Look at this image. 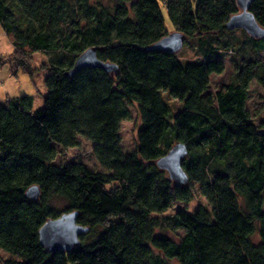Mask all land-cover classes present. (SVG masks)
<instances>
[{"label": "trees", "instance_id": "obj_1", "mask_svg": "<svg viewBox=\"0 0 264 264\" xmlns=\"http://www.w3.org/2000/svg\"><path fill=\"white\" fill-rule=\"evenodd\" d=\"M163 7L198 60L148 48L168 33ZM247 10L264 28V0ZM238 12L236 0H0L12 69L30 79L48 69L40 108L32 112L28 95L0 102V249L10 256L4 264H264V123L252 122L245 108L252 81L264 90V62L255 55L264 39L226 29ZM244 45L253 56L234 63L222 91L207 94L209 76L225 68L224 51L244 52ZM88 48L115 69L71 73ZM35 52L49 61L30 64ZM167 95L179 103L176 112ZM133 105L136 145L125 153L119 126ZM79 138L92 143L103 171L75 160L51 163ZM180 143L182 184L156 166ZM29 186L39 187L37 199L25 197ZM195 192L209 208L166 213ZM53 198L64 200L60 210ZM71 211L87 232L68 251L47 250L39 228Z\"/></svg>", "mask_w": 264, "mask_h": 264}, {"label": "rangeland", "instance_id": "obj_2", "mask_svg": "<svg viewBox=\"0 0 264 264\" xmlns=\"http://www.w3.org/2000/svg\"><path fill=\"white\" fill-rule=\"evenodd\" d=\"M114 0H101V2L106 6H112ZM161 14H163V24L166 30L172 32V26L169 23L167 14H165L164 7L160 8ZM240 29H236L235 32L239 33ZM181 45V48L176 51L175 54L179 56L183 61H194L198 60L195 53V46L192 43H187ZM242 50L236 51L233 48H228L224 51V70L221 74H211L209 76V84L206 93L209 95H214L218 91H222L223 87L233 80V74L235 71L234 63L240 62L243 58L252 57L253 53L249 50L248 46L244 45ZM12 45L9 42L5 32H3L0 25V102H5L6 100H11L13 97H19L22 95H28L32 98L31 110L34 112L37 108H40L43 104L44 96L47 92V86H45V77L48 74V69L43 68L34 72L32 79L23 71L21 68L14 71L11 65L8 63V58L11 56ZM256 57L262 62H264V50L257 52ZM49 61V54L35 52L32 55V60L30 64L34 66H40L42 63H47ZM13 72V73H12ZM166 103L170 104L171 111L176 112L179 109V103L176 102L172 97L167 95L165 97ZM245 108L249 111V115L252 122L255 124L264 123V90L258 86L257 83L252 81L248 86V93L246 97ZM129 119L123 120L120 123L119 138L121 139V148L125 153L133 151L136 145L135 133L139 125V117L137 116L135 105L129 106ZM79 144L76 147H70L66 150H59L58 154L51 161L52 164L66 165L69 162L81 161L90 170L103 171L98 162H96L93 151L92 143L89 141L79 138ZM264 200V195H263ZM198 204H202L209 208V204L202 197H199L198 192L194 193L193 199L185 204L184 202H178L172 209L168 212H172L176 209H186L191 212L195 210ZM53 207L60 210L64 205V200L61 198H53ZM169 236L173 235L167 233ZM178 236L182 235V231L178 230L176 232ZM90 238V237H88ZM9 255L0 249V264H4L6 259H9ZM171 264H175L171 263Z\"/></svg>", "mask_w": 264, "mask_h": 264}, {"label": "water", "instance_id": "obj_3", "mask_svg": "<svg viewBox=\"0 0 264 264\" xmlns=\"http://www.w3.org/2000/svg\"><path fill=\"white\" fill-rule=\"evenodd\" d=\"M253 0H236L238 13L232 14L225 24L226 29L232 31L240 29L247 33L251 38L264 39V28L255 21L252 14L247 10ZM183 35L179 31H172L165 34L164 37L156 40L148 48L161 52L176 53L181 48ZM71 73L85 67L102 68L106 71L114 70L113 64L103 62L96 57L95 50L88 48L85 52L79 54L73 61ZM258 133L264 137V124L258 129ZM186 154V147L183 144H174L170 150L156 161L158 169L167 172L168 178L178 184L186 182V174L181 168L182 157ZM39 187L29 186L25 191V197L31 200L37 199ZM76 211L62 213L59 217L49 219L38 230L39 243L47 250L68 251L73 245H76L78 237L87 232L86 227H81L76 223Z\"/></svg>", "mask_w": 264, "mask_h": 264}]
</instances>
